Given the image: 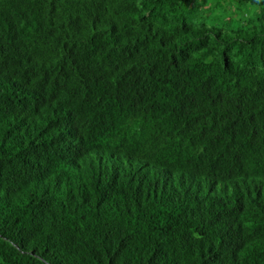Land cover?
Listing matches in <instances>:
<instances>
[{
  "label": "trees",
  "instance_id": "16d2710c",
  "mask_svg": "<svg viewBox=\"0 0 264 264\" xmlns=\"http://www.w3.org/2000/svg\"><path fill=\"white\" fill-rule=\"evenodd\" d=\"M229 1L0 0V264H264V0Z\"/></svg>",
  "mask_w": 264,
  "mask_h": 264
},
{
  "label": "rangeland",
  "instance_id": "374dc122",
  "mask_svg": "<svg viewBox=\"0 0 264 264\" xmlns=\"http://www.w3.org/2000/svg\"><path fill=\"white\" fill-rule=\"evenodd\" d=\"M211 1L213 2V5H215L219 8H217V10L215 12H211L209 14L210 19L218 18L219 20L229 21L230 19L239 17V15L235 13V10H233V11L232 10H229V11L225 10V7L227 8V5L230 4L229 0H211Z\"/></svg>",
  "mask_w": 264,
  "mask_h": 264
}]
</instances>
